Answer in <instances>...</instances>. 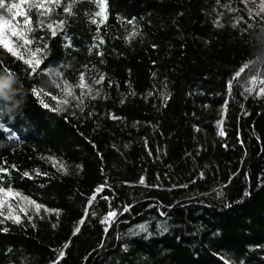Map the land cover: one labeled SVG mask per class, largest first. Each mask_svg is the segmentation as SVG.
I'll return each instance as SVG.
<instances>
[{
  "label": "trees",
  "instance_id": "trees-1",
  "mask_svg": "<svg viewBox=\"0 0 264 264\" xmlns=\"http://www.w3.org/2000/svg\"><path fill=\"white\" fill-rule=\"evenodd\" d=\"M0 264H264V0H0Z\"/></svg>",
  "mask_w": 264,
  "mask_h": 264
},
{
  "label": "rangeland",
  "instance_id": "rangeland-1",
  "mask_svg": "<svg viewBox=\"0 0 264 264\" xmlns=\"http://www.w3.org/2000/svg\"><path fill=\"white\" fill-rule=\"evenodd\" d=\"M9 27L5 24L0 25V39L1 41L12 51H15V48L12 43V33L11 30L8 29Z\"/></svg>",
  "mask_w": 264,
  "mask_h": 264
}]
</instances>
